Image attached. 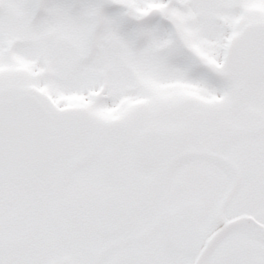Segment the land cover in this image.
<instances>
[{"label":"snow or ice","instance_id":"obj_1","mask_svg":"<svg viewBox=\"0 0 264 264\" xmlns=\"http://www.w3.org/2000/svg\"><path fill=\"white\" fill-rule=\"evenodd\" d=\"M0 264H264V0H0Z\"/></svg>","mask_w":264,"mask_h":264}]
</instances>
